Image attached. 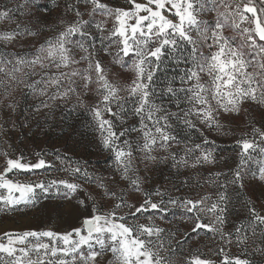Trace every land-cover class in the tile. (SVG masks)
Returning <instances> with one entry per match:
<instances>
[{
  "label": "snow or ice",
  "instance_id": "snow-or-ice-1",
  "mask_svg": "<svg viewBox=\"0 0 264 264\" xmlns=\"http://www.w3.org/2000/svg\"><path fill=\"white\" fill-rule=\"evenodd\" d=\"M126 2L128 7H112L106 0H65L64 15L73 18L58 17L50 23L46 15L50 9H41L37 0H0V46L5 49L0 52V135L7 140L17 126L21 104L29 97L38 101L31 114L43 116L45 122L48 113L71 104L69 111L80 109L90 117L100 145L112 154L111 175L119 179L110 182L127 181L132 191H141L138 163L148 170L149 164L170 162L177 175L181 169L217 163L215 149L209 147L214 141L203 136L200 143L185 144L183 155L171 151L173 143H179L173 119L189 129H196L198 121L220 131L222 114L243 112L247 119L253 106L264 107V0ZM81 5L88 9V19ZM101 52L134 74L130 84L119 83L120 74H114L115 81L109 79ZM169 65L173 66L170 77ZM159 73L165 74L163 79ZM93 91L94 104L86 99ZM161 97L175 101L178 109L181 103L187 108L169 112L157 102ZM129 112L139 117L140 128L123 127ZM249 123L251 132L236 141L235 167L210 172L204 181L216 189L214 195L180 197L158 187L145 191L138 205L129 203L126 193H117L105 180L94 181L86 166L66 163L59 155L57 171L64 177L15 182L7 178L13 170L56 165L44 158L27 162L22 153L15 156L4 151L0 211L23 206L35 213H54L60 221L80 223L64 232H3L0 264H264V204L258 209L251 199L259 189L264 201V126H255L254 120ZM130 132L138 134L135 141L124 139ZM250 162L256 164L255 170ZM82 180L94 182L95 189L85 187ZM188 183L185 178L183 184ZM241 193L251 195L245 200ZM233 195L241 203L243 217L227 230L230 206H235ZM169 205L183 209V219L192 222L191 232L204 230L219 238L222 260L184 256L185 241L177 237L188 234L156 222L165 218ZM144 213L151 214L139 222L138 216ZM129 217L137 222L129 223ZM233 246L240 255L226 250Z\"/></svg>",
  "mask_w": 264,
  "mask_h": 264
},
{
  "label": "rangeland",
  "instance_id": "rangeland-1",
  "mask_svg": "<svg viewBox=\"0 0 264 264\" xmlns=\"http://www.w3.org/2000/svg\"><path fill=\"white\" fill-rule=\"evenodd\" d=\"M14 2H20V0H14ZM106 2L112 7H128L126 0H106ZM138 2H146V0H138ZM61 4L65 5V2L59 3L57 1V4H54L52 11L46 14L48 15L50 23H56L58 17L66 20H71L73 18L71 14L68 16L64 15L65 7ZM81 11L84 13V19H88V9L81 5ZM208 18L211 19L213 17ZM97 19H100V17H97ZM225 34L228 36L233 35V33L229 30H225ZM97 46L99 47L98 41ZM4 50L5 49L0 46V52ZM8 50L10 51L11 49L9 48ZM113 51L115 50L113 49ZM100 56L103 60L104 66L109 69V79L115 81L117 80V76L114 74H120L119 83L124 85L131 83L134 76L131 71L120 69L118 65L113 63L112 56L106 55L102 52L100 53ZM129 63H131V61H129ZM81 66L83 67L86 65ZM51 71L55 72L56 70L51 69ZM172 74L173 66L169 65L167 75L170 77ZM164 75V73H159L158 78L163 79ZM204 79L206 80L207 77ZM91 87L93 90L95 89V85H92ZM81 91H83L82 84ZM121 95H125V93L122 92ZM94 96L95 93L93 91L88 97H86V99L94 104ZM157 102L162 103L169 112H181L187 108V105L181 103V107L178 109L176 107V102L170 101L168 97H161ZM34 103H38V101H33L31 97H29L26 102L21 104V110L16 114V121L18 125L10 132L7 140L4 136L0 135V170L4 167L3 152L6 150L15 156H20L22 153L24 160L27 162L35 163L39 158H44L51 164L56 165V167H46L32 171L13 170L8 173L7 178L12 179L15 182L28 183L41 179L46 181L54 177H64L65 174L63 172L57 171V168L61 164V161L57 159V155H59V157L65 159L66 163L69 161L79 162L82 166H86L88 171L92 174L94 181L100 179L105 180V182L108 183V186L117 193H120L121 191L126 193L125 199L129 203H136L138 205L144 199L145 191L154 192L158 187L165 189L170 195L184 197L186 194L182 192L181 188H184L185 186H198V183H204L210 172H216V170H212L213 165H204L203 167H198L196 169H181L180 174L177 175L176 171L170 167V162L155 165L149 164L148 170L144 169L143 164L138 163V174L142 178L141 191H132L128 187L127 181H120L118 184H112L110 181L112 179L118 180L119 176L117 175L116 177H112L111 175L115 169L114 159L112 154L100 145L99 132L96 129L91 127L87 131L83 130V133L75 129H67L65 132L62 131L64 133L61 132L58 136L55 134H50L51 136H49V133L55 131V128L56 132L63 129L62 125L57 124L58 120H62V118H65V114H68L69 117H71L68 120L73 121V117H75L74 114H78L79 110L73 112L74 114H69V112H71L69 111L71 104H69L68 107H57L53 112L47 114L48 118L47 122H45V118L43 116L36 117L31 114V109ZM128 106L131 107L130 104ZM68 115L66 117H68ZM26 116L28 117L27 120H25ZM250 120H254L255 126L257 127L264 126V107L253 106L247 119L245 118L243 112L240 115L222 114L220 123L223 125V128L220 131H217L214 127L209 129L207 126L199 124L198 121L196 129H189L179 120L173 119L171 121L173 134L176 136L179 143L174 142L171 151L177 152L178 155H183L184 145H191L193 142L200 143L201 141H198L197 139H201L200 137L202 136L206 137L209 141H212V139L215 138L213 141L215 142V145H217L218 149L225 145L237 146V139L244 133L251 132V125L249 123ZM120 127L121 125L119 121H117V129L119 130ZM123 127H127L129 129L133 127L140 128L139 117H134L129 112ZM137 137L138 134L136 132H130L128 136L124 137V139L131 138L135 141ZM9 143L12 145V148L10 149L7 147ZM238 152L239 149H236V153L234 154L225 153L219 157L216 156V164L220 167L218 171L224 172L230 168H234L236 163H238ZM38 154L42 155L38 156ZM155 154L163 156L167 153L157 152ZM136 155L139 160V154L137 153ZM221 157L224 159H220ZM201 168H205V173L202 175L205 177L203 180H200V177L198 178L202 172ZM144 177H147V179L144 180ZM185 178H188L189 180L187 185L183 184ZM81 182L85 184V187L95 189L94 182L91 184H88L83 180ZM177 189H179V191H177ZM0 192H4V190L0 189ZM252 197L256 199V207L260 209L262 204H264V201H261L260 199L259 189L256 190L255 195ZM111 203L112 201L110 199L107 200V204ZM178 207L179 206L169 205L165 218L163 220L157 219L156 222L161 227L179 229L178 227L180 224L171 212L178 209ZM122 211L126 212L127 209H123ZM150 214L151 213H144L143 215H139V222H145L146 217ZM169 217L171 220H166ZM128 222L136 223L137 220L129 217ZM79 223V220L60 221L57 220L54 213L51 216L48 214L35 213L34 210L30 211L23 206L12 211H0V234L5 231L19 233L25 230L42 231L47 229H56L60 232H64L66 230H70V225L76 224L78 226ZM0 238H2V235H0ZM44 242H47V238H44ZM197 255L201 258H211L213 261L217 262L221 260L218 258V254L211 250L210 252L205 251L204 253H194L188 257H195Z\"/></svg>",
  "mask_w": 264,
  "mask_h": 264
},
{
  "label": "trees",
  "instance_id": "trees-1",
  "mask_svg": "<svg viewBox=\"0 0 264 264\" xmlns=\"http://www.w3.org/2000/svg\"><path fill=\"white\" fill-rule=\"evenodd\" d=\"M57 1L59 3H63L65 2V0H37L39 6L41 7V9L48 7L50 9V12L52 11V8L54 6V4H57ZM64 5V4H61ZM79 110V111H78ZM76 111H78V114H74L73 112H69V114H74L75 117H73V121H69L68 119L71 118L69 117L68 114H65V118H62V120H58L57 124L58 125H62V128L59 132H56V128L55 131H52L51 133H49V136H51L50 134H55V135H60V133L62 131H66L67 129H75L77 131H81V133H83V130H89L91 128L90 124H89V120L90 117L84 113L82 110L77 109ZM84 113V114H83ZM68 115V117H66ZM60 122V123H59ZM18 125V123H17ZM56 127V126H55ZM59 128V127H58ZM54 129V127H53ZM55 132V133H54ZM62 132V133H64ZM87 134V133H86ZM90 134V133H89ZM54 135V136H55ZM202 138V137H200ZM198 141H201V139H197ZM215 140L212 139V141ZM226 144V143H223ZM211 147H214L215 149V154H217L216 156L219 157L222 154L225 153H230V154H234L236 153V149H239L237 146L234 145H225L223 147H221L220 149L217 148V145H215V142L213 143V145H209ZM236 147V148H235ZM218 149V150H216ZM249 167L252 170L256 169V164L250 162L249 163ZM202 172L200 173V175L198 176V178L200 177V180L205 179L204 176H202L205 173V168H201ZM220 169V167L215 164L212 166V170H216L218 171ZM248 178H251L250 175ZM202 182V181H201ZM200 182V183H201ZM199 185H203V187L200 186H191V187H187L185 186L184 188H181L182 192H184V194H186V196L189 197H198L200 195H205V194H215L216 189L214 187H209L208 185H206L205 183H201ZM251 194H245V193H241V196L243 197V199H248L249 196ZM252 202L256 205V199H254L251 196ZM233 202H234V207L230 206V215L228 217V224H227V230H231L232 226L235 223L241 222L242 221V217H243V209L241 208V203L236 202V197L233 195ZM172 214H174V216L177 218V221L179 222L180 226L179 231H181L180 233H187V237H177L178 239H184V243H182L181 245V249L183 251V254L185 257H188L194 253H198V252H205V251H213L216 252L218 254L219 252V248H220V244L218 242L219 238L218 237H213L212 233L206 232L204 230H200L197 233H193L191 232V228L193 227L192 222L186 221L183 219L184 217V211L182 208L178 207V209L171 211ZM166 220H171L170 217ZM228 249L229 252L234 253L236 255H240V250L237 249L235 246L231 247V248H226V250ZM218 258H220L222 260V256L218 254ZM256 259H259L258 257Z\"/></svg>",
  "mask_w": 264,
  "mask_h": 264
}]
</instances>
